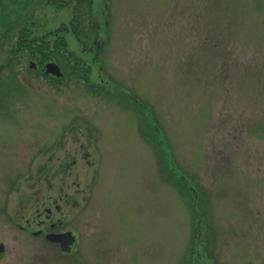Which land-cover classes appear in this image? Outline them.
I'll return each instance as SVG.
<instances>
[{
	"label": "rangeland",
	"instance_id": "rangeland-1",
	"mask_svg": "<svg viewBox=\"0 0 264 264\" xmlns=\"http://www.w3.org/2000/svg\"><path fill=\"white\" fill-rule=\"evenodd\" d=\"M56 1L59 82L0 37V264H264V0H91L81 40Z\"/></svg>",
	"mask_w": 264,
	"mask_h": 264
},
{
	"label": "trees",
	"instance_id": "trees-1",
	"mask_svg": "<svg viewBox=\"0 0 264 264\" xmlns=\"http://www.w3.org/2000/svg\"><path fill=\"white\" fill-rule=\"evenodd\" d=\"M75 1L76 5L74 7V14L70 20L69 30L78 38L79 34L87 33L86 29L83 28V22H85V16L91 11V0ZM38 2H41V0H0V37H7V35L11 32H14L15 30L18 31L16 37L17 41L14 44L13 53L27 54L31 58L36 59L38 66H42L44 62L48 60L57 59L61 56L60 53L63 55L64 52L66 55V65L68 67L69 64H72L73 62L75 63V60H77V63L80 62L81 59H77L76 56L74 58V53L68 50L66 47V38L64 35L60 34V32L63 29L65 30V28L61 27L60 29L44 30L41 25L34 28L37 24H35L32 20L31 25L24 27V23L27 24L29 21H26L28 19L30 20L32 15V13H30L27 17L26 13L32 12L34 6L37 5ZM52 2L54 4L57 3L56 6L63 5V3H59L56 0H52ZM22 21L24 22L20 25ZM38 29H40L41 33L35 34ZM96 56L97 52L94 54V59ZM77 68L79 69V77L86 80L89 67L84 65L83 67H80L78 65ZM71 72L73 71L71 70ZM60 79L62 78L52 77V80H55L56 82H59Z\"/></svg>",
	"mask_w": 264,
	"mask_h": 264
},
{
	"label": "flooded vegetation",
	"instance_id": "flooded-vegetation-1",
	"mask_svg": "<svg viewBox=\"0 0 264 264\" xmlns=\"http://www.w3.org/2000/svg\"><path fill=\"white\" fill-rule=\"evenodd\" d=\"M53 209L55 210H59L60 207L58 204L54 203V206H53ZM53 209H51V207H46V218L47 220H43L40 222V225L39 227H36V228H31L30 225L34 224V222H29L28 220H26L25 224H21V223H15L16 224V227H18L20 230H24L26 228H28V232L30 234H32L33 236H40L42 235V239L47 242V243H51L52 245H54L55 247L58 248V251L62 254H74L71 252V250L69 252H62L59 250V244L57 242H51L49 240L46 239V234L47 233H50V232H55V233H59V232H62V231H65V229H58L56 230L55 229V224L56 223H60L61 219H52V215L53 213L51 212ZM55 229V230H54ZM76 236V235H75ZM4 245L2 242H0V252H3L4 251Z\"/></svg>",
	"mask_w": 264,
	"mask_h": 264
},
{
	"label": "water",
	"instance_id": "water-1",
	"mask_svg": "<svg viewBox=\"0 0 264 264\" xmlns=\"http://www.w3.org/2000/svg\"><path fill=\"white\" fill-rule=\"evenodd\" d=\"M31 65H34V63L31 62ZM43 70L45 73H51L55 76H60L62 74L59 66L53 61L47 62L44 65ZM46 238L50 241L58 242L60 249L63 251H69L70 245L75 240V236L71 233V231L48 233L46 235Z\"/></svg>",
	"mask_w": 264,
	"mask_h": 264
}]
</instances>
